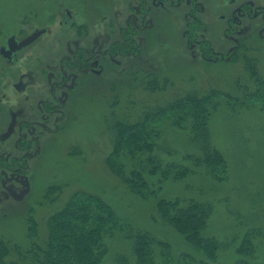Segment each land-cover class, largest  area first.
<instances>
[{
	"label": "rangeland",
	"instance_id": "374dc122",
	"mask_svg": "<svg viewBox=\"0 0 264 264\" xmlns=\"http://www.w3.org/2000/svg\"><path fill=\"white\" fill-rule=\"evenodd\" d=\"M228 1L216 0L215 18L204 15L206 26L197 38L179 30L181 21H175L176 14L160 15L155 33L140 32L137 40L142 51L135 54L105 50L120 39L117 27L123 15L119 0H0V45L12 35L20 38L37 29H50L34 46L20 51L11 66L14 81L23 74L37 80L32 95L36 104L49 99L52 83L63 79V58H73L77 50L85 51L86 56L96 54L94 68L83 76L71 75L70 88L61 91L60 99L71 108L54 137L43 134L39 160L30 162L26 176L14 172L2 179L0 240L26 243L29 215L45 237L47 217L74 190L83 189L109 202L125 225L147 230L170 245L172 262L159 256L157 264H178L185 252L193 253L184 237L159 216L153 217V198L135 194L108 166L106 157L115 136L112 123L120 118L137 121L144 111H157L180 95L214 92L218 106L213 109L210 131L212 141L228 159L229 180L219 182L200 173L190 174L179 180L166 179L161 192L168 197L197 196L212 203L205 233L218 236L224 245L215 264H237L236 247L247 229L256 231V262L264 264V85L247 69V63L256 62L264 82V36L258 34L259 19L241 17L239 31L232 35L238 43L232 57L234 39L225 35L227 23L219 20L217 11L228 7ZM253 1L264 4V0ZM109 25L112 34L107 31ZM210 46L232 58H213ZM247 57L256 60H245ZM24 97L12 92L10 113L18 116L17 120L20 115L38 119L42 111H16L21 110ZM44 121L52 124L47 113ZM156 124L161 131V154L169 148H196L172 118L158 119ZM16 129L13 148L19 135V127ZM166 156L176 158L178 152ZM49 185L57 187L52 193L59 196L55 202L45 198ZM108 245L102 264H115L122 253H130V242L120 231L108 239Z\"/></svg>",
	"mask_w": 264,
	"mask_h": 264
},
{
	"label": "trees",
	"instance_id": "16d2710c",
	"mask_svg": "<svg viewBox=\"0 0 264 264\" xmlns=\"http://www.w3.org/2000/svg\"><path fill=\"white\" fill-rule=\"evenodd\" d=\"M249 59L256 60L245 58ZM250 64L247 63V69L259 85H264L256 62ZM216 94L187 93L157 111H144L137 121L120 118L112 123L115 136L112 151L106 157L108 166L135 194L153 198L156 210L153 217L159 216L184 237L193 253L185 252L178 264H215L224 246L218 236L205 233L213 212L210 201L197 196L168 197L161 192L166 179L179 180L190 174L200 173L219 182L229 180L228 159L212 141L210 131L213 109L218 106ZM164 117L172 118L175 126L185 130L196 148L192 151L169 148L166 153L177 151L176 158L161 154L158 150L161 131L156 122ZM48 187L45 198L55 202L59 196L52 193L57 187ZM28 222L26 243L0 240V264H102L109 252L108 239L116 231L129 240L130 253H122L115 264H157L159 256L171 261L168 243L147 230L125 225L109 202L87 190H74L51 212L45 220V237L30 215ZM255 234L254 229L243 234L236 247L237 264H257Z\"/></svg>",
	"mask_w": 264,
	"mask_h": 264
},
{
	"label": "flooded vegetation",
	"instance_id": "af4514ba",
	"mask_svg": "<svg viewBox=\"0 0 264 264\" xmlns=\"http://www.w3.org/2000/svg\"><path fill=\"white\" fill-rule=\"evenodd\" d=\"M208 1L212 2L208 4ZM242 1L229 0L228 7H225L223 11L222 8L217 10L219 12V20H226L227 23L225 35L234 39L232 35L239 31V20L241 17L247 16L251 20L259 19L261 21V32L259 29L258 34L264 36V4L253 0ZM214 4H216V0H119L118 6L123 15L121 26L120 28L117 27L120 39L105 50L120 53H140L142 46L137 37L144 30L155 33L158 28V26L156 27L157 21L162 14H176L175 21L178 19L181 21L179 30L183 31L184 35L197 38L200 35V31L204 30L206 26L203 19L204 15L209 14L210 18H215L216 10ZM110 24L113 25L112 22ZM112 25L107 27V31H110L111 34ZM39 30L41 29L30 32L20 38L12 35L0 45V184H2V179L7 180L14 172L15 174L21 172L26 176L30 162L39 160L43 152V146L40 144L43 134L46 132L47 135H53L54 137V134L59 131L62 121H64L65 112L71 108V106H67L66 101L60 99L61 91L70 88L71 75L80 74L83 76L94 68L92 61L95 59L96 54L86 56L85 51L79 53L77 50L75 53L77 55H74L73 58L66 56L61 63L63 79L52 83L51 97L49 99L42 100L36 104L37 98H33L32 95L34 94V84L37 80L35 78L27 79V75L23 74L19 80L14 81L11 76V66L18 59L17 54L20 51L28 50L34 46L50 29H46L45 32L38 35L27 45L16 48L27 37ZM203 30L201 34H203ZM233 41L235 46L230 49L232 57L238 46L237 41L235 39ZM209 48L211 54L215 56L213 58H232L229 54L217 52L211 46ZM205 55L207 54L205 53ZM209 57L206 56L205 58ZM87 81L89 80L87 79ZM14 90L17 93L25 94L23 105L20 107L21 110L16 111H42L38 119H26V117L20 115L21 118L17 120L18 116H13L10 113L13 111L12 92ZM38 106H41V108ZM45 113H47V120L51 121L52 124H47L44 121ZM17 123L18 125H16ZM17 127H19V135L16 136L18 138L13 148L11 143L12 133L17 130ZM35 128L37 129L35 130ZM13 149L15 150V155L13 154ZM35 158L38 159L35 160ZM15 178L18 179V177ZM14 193L16 192L14 191Z\"/></svg>",
	"mask_w": 264,
	"mask_h": 264
},
{
	"label": "water",
	"instance_id": "95a60500",
	"mask_svg": "<svg viewBox=\"0 0 264 264\" xmlns=\"http://www.w3.org/2000/svg\"><path fill=\"white\" fill-rule=\"evenodd\" d=\"M45 30L46 29H41V30L35 32L31 36L27 37L24 41H22V43L16 48H20V47H23V46L27 45L29 42L33 41L38 35H40L41 33L45 32ZM8 54H9V52H8Z\"/></svg>",
	"mask_w": 264,
	"mask_h": 264
}]
</instances>
